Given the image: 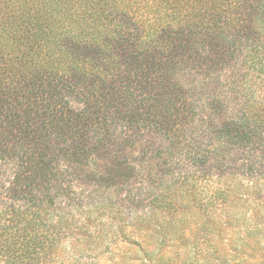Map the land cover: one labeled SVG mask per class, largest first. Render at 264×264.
Returning <instances> with one entry per match:
<instances>
[{"label":"trees","instance_id":"16d2710c","mask_svg":"<svg viewBox=\"0 0 264 264\" xmlns=\"http://www.w3.org/2000/svg\"><path fill=\"white\" fill-rule=\"evenodd\" d=\"M263 207L264 0H0V264L255 249Z\"/></svg>","mask_w":264,"mask_h":264},{"label":"rangeland","instance_id":"374dc122","mask_svg":"<svg viewBox=\"0 0 264 264\" xmlns=\"http://www.w3.org/2000/svg\"><path fill=\"white\" fill-rule=\"evenodd\" d=\"M225 75V74H224ZM201 107H199L200 109ZM264 208V207H263ZM120 219L110 220L111 222L120 221ZM208 222L204 220L203 224ZM198 225H196L197 230ZM117 224L113 226L116 230ZM181 230L177 233L182 237L183 229L186 227H180ZM193 229V227H192ZM189 230L187 234L188 240H185L181 245L175 239L162 248L158 246L157 242L151 246L152 257L147 258L143 261L142 254L138 250L136 244H139L138 238L140 240H147L152 243L153 238L148 236L139 235V227H127L125 230L120 232H112V237L106 242L105 246L100 248L101 252H97L93 255L94 263L96 264H264V242L260 244L255 249H259L258 252L253 248V240H247L244 238L238 239L236 236L231 234L225 235L222 239H214L217 237H212V242L204 241V234L199 236L201 239L195 241L196 236L194 230ZM200 229V228H199ZM184 239V238H183ZM197 239V237H196ZM256 239V243L259 242ZM204 241V242H203ZM67 242V241H65ZM243 242L248 245L243 247ZM173 244H175L176 249H173ZM186 244V245H185ZM185 245V246H184ZM69 246L66 244L64 248ZM181 247V248H180ZM203 251V254H199V257L195 259L196 250ZM161 254L159 255V251ZM191 250H193L191 252ZM67 254L69 250H66ZM190 255H189V253ZM66 253V252H63ZM69 255V254H68ZM67 255L68 259L70 257ZM75 256V252H74ZM71 260V259H70Z\"/></svg>","mask_w":264,"mask_h":264}]
</instances>
